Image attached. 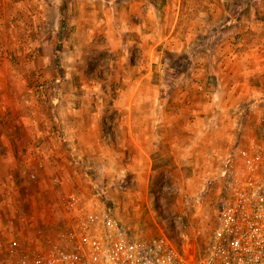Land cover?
Here are the masks:
<instances>
[{"label":"rangeland","instance_id":"obj_1","mask_svg":"<svg viewBox=\"0 0 264 264\" xmlns=\"http://www.w3.org/2000/svg\"><path fill=\"white\" fill-rule=\"evenodd\" d=\"M248 1L130 0L131 5L136 3L135 7L144 6V3L152 6V14L150 18L147 17L146 26L149 27L147 20H152L150 29L156 36L155 39L146 41L141 48L132 43L135 50L143 49L146 53L149 49L153 51L151 59L154 63L151 67L148 61H144L142 65V74L149 72L150 77L142 82L141 96L147 101L138 109L143 114L153 113L158 116L156 129L151 131L152 135L157 134V143L150 145L153 152L150 155L152 165L149 167L143 160L145 155L142 151L132 146L129 147L130 151H122L123 141L128 144L131 138L126 133L123 135L125 125L117 120L120 111L112 105L116 99L122 98L123 87L127 85L122 80L124 71L118 67V53L108 52L103 48L101 27L96 32L92 31V43L95 46L87 47V51L76 58L77 64L74 67L64 66L66 62H72L68 61V56L65 57V45H70L74 51L78 47L76 43L67 42L71 30L79 37H84L82 30H74L76 19L83 16L92 20L93 15L103 19L105 7L99 0H0L1 33L13 16L21 19L28 16L32 20L37 15L43 22L35 23L33 20L34 23L30 24L38 30H33V38L40 36L43 39L41 45L29 41V48H39L38 54L19 56L7 53L6 49V64L10 67L22 65V76L26 79V86L31 88L26 90L25 95L41 98L43 101L71 98V105L62 101V110L76 107L80 113H84L85 108L89 109L84 103L85 98H93L102 103L92 104L94 111L100 114L104 111L106 114L103 117L106 119L101 122V138L106 137V144L102 142L104 145H99L105 155V162L87 166L83 159L79 160L78 166L71 168L79 181L66 192L74 194L79 202H100L135 238L148 239L163 234L180 251L191 257H198L205 252L212 231L218 223L217 200L222 183L215 176L199 175L201 164L181 159L177 152L179 148L169 149L168 146H160V143L165 138L166 128L176 144L187 130L189 136L197 130L195 117L192 115L196 110L194 105L197 106L200 97H214L217 92L214 84L224 80V76H219L216 65L220 50L223 57L221 65L228 66L224 56L233 45L229 36H239L242 45L236 47L237 50H243L245 45L252 43L247 38L253 36L241 32L245 4H249ZM18 2L21 5L14 9L13 3ZM247 12L252 13L251 16L256 19L264 18V10L257 7ZM24 29L22 27L21 32ZM133 34L138 36L135 32L127 33V36ZM135 37L126 38V45L130 44L129 41L135 42ZM11 43L3 41L0 45L7 48ZM234 43H237L236 40ZM135 59L132 58L133 61ZM233 68L238 72L244 70L241 63ZM257 75L254 74L256 78ZM186 79L206 84V87L200 90L190 85L187 87ZM225 79L228 81V78ZM7 92L3 91L5 96H8ZM182 92L186 96L183 103L179 101ZM11 95L13 96L10 92L9 96ZM52 109V106H47L41 111L48 116L52 114ZM166 122L170 123L168 127L164 126ZM137 125L140 130L139 140L141 143L147 142L149 122L146 119L140 120ZM53 129L54 132L60 131L55 125ZM254 137L247 131L245 137L241 138L244 142L241 146ZM257 137L264 140L263 135ZM89 139L86 138L84 143L80 142L81 145L77 144V149H84ZM57 146L62 149L64 144L60 141ZM117 152H122L121 158ZM35 167L36 170L27 175L34 183L30 186L18 185L15 191H30L35 195L38 191L35 178L37 174L45 179L39 188L44 194V200L36 201V197L34 200H23L20 196L9 199L8 196L5 198V195H0V264H34L40 251L61 244L63 221L56 200L62 190L52 186L57 183L51 182L54 178L52 175L55 174L51 165ZM139 171L145 176L141 181L135 177ZM41 196L43 197L42 194Z\"/></svg>","mask_w":264,"mask_h":264},{"label":"crops","instance_id":"obj_2","mask_svg":"<svg viewBox=\"0 0 264 264\" xmlns=\"http://www.w3.org/2000/svg\"><path fill=\"white\" fill-rule=\"evenodd\" d=\"M99 2L105 7L103 19H98L97 15H93L94 20L83 16L76 19L74 30L77 32L79 29L82 30L84 37H79L71 30L72 33L67 42L76 43L78 47L77 51H74L70 45H65V57L68 56V61L72 62L69 64L66 62L64 66L74 67L77 64L76 58L86 52L87 47L95 46L92 43V31L96 32L101 27L104 40L103 48L108 52L118 53V67L124 71L122 80L127 85L123 87L122 98L116 99L112 105L120 111L117 114V120L125 125L123 135L125 136L126 133L132 141L128 144L123 141L122 151L125 149L130 151V146L142 151L145 155L144 162L151 167L150 155L153 151L150 145L157 143V134L152 135L151 131L154 132L156 129L158 116L153 113L143 114L138 112V109L141 104H145L147 101L141 96L142 82L150 77L149 72L142 74V65L144 61H148V65L151 67L154 63L151 59L153 51L149 49L146 53L143 49L135 50L132 43H136V47L141 48L146 41L155 39L156 36L150 29L152 20H147L149 27L146 26V19L152 14V6L140 2L144 6L135 7L136 3L131 5L130 0L122 2L99 0ZM247 3L249 4H245L244 24L241 32L252 35L254 38H247L249 41L252 40V43H246L243 50H237L236 47L242 45L239 36H229V41L232 40L233 45L224 56L228 66L222 67L221 65L223 57H221L220 50L216 65L219 76H224V80L214 84L217 90L214 97L207 98L203 94L204 97L199 96L197 106L194 105L196 110L192 115L195 117L197 130L191 136L188 135L187 130L181 136V141L176 144L170 137L169 129L166 128L165 138L160 143V146H168L169 149L179 148L177 152L181 159H185L189 163L201 164L199 175L203 177L215 176L221 182V172L225 162L230 154L244 143L241 138L245 137L247 131L255 137L257 135L264 136V18L256 19L251 16L252 13L247 12L253 7L264 10V0H249ZM18 5L20 6L21 2L13 3L12 6L16 9ZM33 20L35 23L42 22L37 15L32 17V20L28 16H24L22 19L13 16L7 24V28L2 33L0 32V42H12L7 48L0 45V195H5V198L8 196L9 199L20 196V199L23 200H34L36 197V201H41L45 197L39 188L45 179L40 178L37 174L35 178L38 191L35 195L30 191L17 192L15 191L16 187L18 185L20 187L30 186L34 183V180H30L27 175L36 170L35 166L51 165L52 170L55 171L51 182L57 183L52 186L60 188L61 193L66 192L69 191L71 185L77 184L79 181L74 175L73 169L71 170L72 166H78L79 160L83 159L87 166L105 162V155L102 154L99 145L106 144V137L101 138L103 130L101 122L106 119H103L106 114L103 113L104 111L102 114L94 111L92 104L102 105V103L96 102L97 100L95 101L93 98H85L84 103L88 105L89 109L85 108L84 113H80L76 107H67V110H62V101L71 105L73 104L71 98L43 101L41 98L25 95L27 94L26 90L31 88L26 86L28 84L22 76V65L10 67L6 64V57L7 53L11 52L19 56H25L27 53L33 55L39 53V48L36 50L29 48V41L36 42V45L43 44V39L40 36L33 38V30L38 31L37 28L34 29L30 25L31 22L34 23ZM1 23L2 21H0ZM21 26L25 28L22 32ZM130 32H135L138 36L135 37L134 34L127 36V33ZM124 37H135L136 41H129L130 44L126 45ZM168 37L169 35L166 36V38ZM245 42H247L246 39ZM81 46L83 48H80ZM133 57L136 58L135 61L132 60ZM239 63L242 67L244 66V70L240 72L233 68ZM254 74L260 75H257L256 78ZM225 78H228V81ZM186 81L187 87L190 85L197 90L206 87V84L191 79H186ZM221 89L223 90L220 91ZM4 90L6 92L9 90L13 96H9L10 92H7L8 96H5ZM185 99L186 96L182 92L179 101L183 103ZM171 102L173 103V101ZM47 106L53 108L52 114L48 116L41 111ZM145 119L149 122L150 128L147 132V142L141 143L137 122ZM166 123L164 126L168 127L170 123ZM54 125L60 129L59 132H54ZM86 138H90V141L86 142L84 149H77V144L81 145L86 141ZM60 141L64 144L62 149L57 146ZM49 143L52 145L50 146ZM121 154L122 152H117L120 158ZM135 177L140 181L145 179L140 171ZM147 178H149L148 175ZM33 190L35 189L33 188Z\"/></svg>","mask_w":264,"mask_h":264},{"label":"built area","instance_id":"obj_3","mask_svg":"<svg viewBox=\"0 0 264 264\" xmlns=\"http://www.w3.org/2000/svg\"><path fill=\"white\" fill-rule=\"evenodd\" d=\"M218 223L205 252L191 257L165 235L138 239L100 202L62 192L61 244L34 264H264V140L236 148L221 172Z\"/></svg>","mask_w":264,"mask_h":264}]
</instances>
